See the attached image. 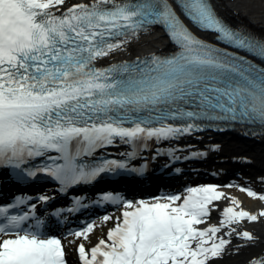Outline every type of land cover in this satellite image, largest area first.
Wrapping results in <instances>:
<instances>
[{
  "label": "snow or ice",
  "instance_id": "snow-or-ice-1",
  "mask_svg": "<svg viewBox=\"0 0 264 264\" xmlns=\"http://www.w3.org/2000/svg\"><path fill=\"white\" fill-rule=\"evenodd\" d=\"M181 16L235 51L200 38ZM156 26L177 50L105 62ZM221 123L264 131V37L227 23L211 0H0V171L13 180L55 182L67 193L122 171L142 174L130 167L141 147ZM118 145L133 150L104 154ZM240 190L264 201L250 186ZM53 199L45 192L0 203V264H67L61 238L43 231L38 215ZM222 199L230 203L219 223L200 227ZM102 202L123 205L122 219L95 246L78 244L81 264H211L234 237L243 241L234 252L255 243L243 223L264 221V210H246L215 184L152 202L107 192ZM87 207L76 197L67 211ZM95 227L69 235L87 241ZM248 264H264V254Z\"/></svg>",
  "mask_w": 264,
  "mask_h": 264
},
{
  "label": "bare ground",
  "instance_id": "bare-ground-1",
  "mask_svg": "<svg viewBox=\"0 0 264 264\" xmlns=\"http://www.w3.org/2000/svg\"><path fill=\"white\" fill-rule=\"evenodd\" d=\"M218 2V7L224 14L232 15L241 22L248 24L249 26L255 28L256 30L264 33V0H216ZM69 4L79 2V0H67ZM173 47V42L170 38L166 36L165 33H160V31H154L149 34L141 35L138 41H134L129 45L126 52H120L114 58L118 59H132L136 56H146L150 53H161ZM221 134V133H218ZM210 134L203 135L202 138L196 140L195 143L190 144L186 148H208L212 153L214 158L212 160L203 159L201 162L207 170L214 171H230V176L236 175L244 172H237L241 167L253 166L255 169L254 175L256 179L250 180L254 181L251 188L257 191L259 194H264V138H256L249 135H242L239 132L227 133L231 135H221ZM254 139L255 141L251 140ZM248 140V141H247ZM263 141V142H262ZM180 144L177 143L176 146ZM184 145H180L179 149H182ZM185 148V146H184ZM178 150V149H177ZM188 152L183 151L182 154ZM212 161V162H211ZM255 165V167H254ZM232 171V172H231ZM252 172L248 171L243 175V178L252 176ZM232 181H239V178L230 177ZM210 183L215 179H211ZM220 182L218 185L221 191H224L229 197H235L240 202L243 208L249 211L258 212L264 210V201H260L257 198L249 197L246 192L235 191L237 186H244V183L238 184L237 182ZM207 185V184H206ZM228 185H232L228 187ZM249 187V186H247ZM232 189L233 191H230ZM218 204L219 207L211 212L212 221L205 224L213 225L218 224L221 219V212L223 207L229 205L228 200L222 199L221 201L214 202ZM201 226L200 227H206ZM242 227L246 230L251 231L257 240L254 244H250L246 247H242L239 252H234L233 248L238 243H243L235 237L233 238L232 245H229L225 250V253L220 258H216L211 261V264H248L251 257L264 254V221L258 222H245ZM101 231L99 228H95L87 241L79 239L81 242H85L87 246H91L95 241L101 236ZM69 247L70 264H77L79 260L76 258L72 251V243L68 242Z\"/></svg>",
  "mask_w": 264,
  "mask_h": 264
},
{
  "label": "rangeland",
  "instance_id": "rangeland-1",
  "mask_svg": "<svg viewBox=\"0 0 264 264\" xmlns=\"http://www.w3.org/2000/svg\"><path fill=\"white\" fill-rule=\"evenodd\" d=\"M211 162H212V161H211ZM246 170L251 171V172H252L251 175H253L254 173H256V172H255V169L252 168L251 166H250V167H246ZM240 189H241V187H238L237 189H235V191L240 192V191H241ZM229 190H230V191H233L232 189H229ZM211 221H212V218H211V216H210V217L207 219L206 224H207L208 222H211ZM201 226H206V225L203 224V225H201ZM95 228H99V230H100L103 234L106 232V229H107V227H106V225H105L104 223H99V224H97ZM95 228H94V229H95ZM71 241H75V243H72V251H73V253L75 254V256L77 257L76 245H77L78 240H69V242H71ZM68 255H69V257L71 256L69 250H68Z\"/></svg>",
  "mask_w": 264,
  "mask_h": 264
},
{
  "label": "water",
  "instance_id": "water-1",
  "mask_svg": "<svg viewBox=\"0 0 264 264\" xmlns=\"http://www.w3.org/2000/svg\"><path fill=\"white\" fill-rule=\"evenodd\" d=\"M223 135H226V134H223ZM251 140H253V141H255L254 139H251ZM248 141V140H247ZM256 142V141H255ZM263 142V141H262ZM251 166V165H250ZM250 166H248V167H250ZM251 167H253V166H251ZM254 167H255V165H254ZM244 172V173H246L247 172V170H246V167H241L240 169H238L237 170V172ZM250 179H252V180H254V179H256V176L253 174L252 176H250L249 177Z\"/></svg>",
  "mask_w": 264,
  "mask_h": 264
}]
</instances>
